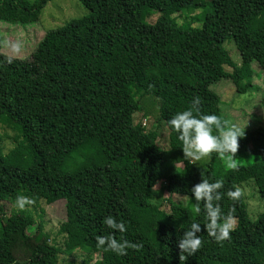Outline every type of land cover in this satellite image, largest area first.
Returning <instances> with one entry per match:
<instances>
[{"label":"trees","instance_id":"obj_1","mask_svg":"<svg viewBox=\"0 0 264 264\" xmlns=\"http://www.w3.org/2000/svg\"><path fill=\"white\" fill-rule=\"evenodd\" d=\"M48 1L0 0V24L31 25ZM77 1L87 13L46 31L29 59L0 53V126L13 133L12 147L0 149V264H57L74 248L84 264L93 254L99 264H264V210L250 219L243 195H226L251 181L264 207V127L242 130L238 170H229L227 157L216 153L195 166L168 123L197 96L201 113L224 121L219 96L209 89L222 80L237 95L260 91L252 79L264 75V0L258 7L255 0ZM200 7L206 9L198 28L170 15ZM151 14L154 22H144ZM136 96L156 101V117L168 130L166 152L155 133L132 122ZM111 105L119 106L117 117ZM260 106L264 112V92ZM201 172L209 182L223 181L222 213L235 209L236 228L222 243L207 234L202 202L195 212L191 188L202 182ZM159 180L167 211L152 201ZM19 195L63 201L60 244H49L41 221L29 214H8ZM176 195L189 203L172 201ZM108 216L126 231L109 229ZM193 222L201 224L203 244L181 262L178 241ZM109 234L143 247L123 256L97 247L96 237Z\"/></svg>","mask_w":264,"mask_h":264},{"label":"rangeland","instance_id":"obj_2","mask_svg":"<svg viewBox=\"0 0 264 264\" xmlns=\"http://www.w3.org/2000/svg\"><path fill=\"white\" fill-rule=\"evenodd\" d=\"M30 3L32 0H26ZM208 1V0H202ZM261 0H255L253 6L258 7ZM252 11V6H250ZM206 7H200L194 10L171 11L170 15L176 20L177 24L185 25L192 28L200 26L201 13ZM87 11L80 5L77 0H49L44 8L35 15V22L25 27L12 26L9 24H0L1 46L0 53L15 59H29L34 54L35 44L38 39L48 30L62 26L72 19L84 16ZM156 18L155 14H151L144 22L151 24ZM19 43L21 45L18 52L13 51L12 44ZM228 53L230 59L239 65V55L231 41H225L222 46ZM230 71L229 68L225 67ZM257 73L255 67H252ZM252 83L257 86L260 91L255 92L249 90L243 95H237L229 81H220L213 84L209 89L219 96V107L222 111V117L228 126L237 125L241 131L255 127H264V112L260 106V98L264 92V75L252 79ZM137 111L132 116V122L140 125L144 132H153L156 135V144L166 152L168 150V130L163 122L156 117V101L151 97H138ZM180 101V99H178ZM110 116L117 117L120 114V108L117 105L108 106ZM215 134V133H214ZM13 133L8 128L0 126V149L7 152L12 147ZM195 166L204 162V158L200 161H193L188 158ZM202 165V164H201ZM200 165V166H201ZM165 181L159 180L155 183L156 188H152V201L160 205V209L167 211V204L164 199L168 197L164 189ZM242 190L246 203V212L250 219L264 210L263 204L258 197L255 187L251 181H246L239 185ZM172 201H178L183 206L189 203L187 197L176 195L171 197ZM13 212H25L29 214L33 220L41 221L43 231L49 236L48 243L60 244L64 239V234L59 231L63 222V201L58 200L51 204H46L40 200L32 205H26L24 210L18 209L15 205L9 208L8 214ZM83 253L74 248L67 255H60L57 264H84ZM88 264H99V256L93 254L88 257Z\"/></svg>","mask_w":264,"mask_h":264},{"label":"clouds","instance_id":"obj_3","mask_svg":"<svg viewBox=\"0 0 264 264\" xmlns=\"http://www.w3.org/2000/svg\"><path fill=\"white\" fill-rule=\"evenodd\" d=\"M21 45L15 43L11 45L13 51L18 52ZM200 98L193 99L191 107L187 110L175 114L169 121V125L179 134L178 139L182 142L184 156L193 161H200L213 153L220 155L221 158L227 157V168L229 170H238L237 159L235 158L239 149V139L244 136V131L233 124L228 126L222 118L215 114H203L199 109ZM195 113V114H194ZM214 131L216 134H214ZM202 182L191 188L195 198V212H201L200 203L206 212L208 223L205 224L207 234L213 237L217 242H223L230 239V233L236 228V219L233 215L234 208L229 209L227 215L222 213L218 203L223 194L219 191L224 187L222 180L209 182L203 178ZM156 188V185H153ZM226 195L233 201H238L243 195L242 190L236 187L235 190H229ZM35 201L27 196L19 195L16 198V206L24 210L26 205H32ZM103 223L112 230L124 233L126 231L123 221L117 222L113 216H108ZM201 231V224L193 222L190 230L184 231L178 241V247L181 250L180 261L184 262L187 256L194 255L201 247L202 240L197 235ZM97 247L105 248L117 255H127V249L132 248L139 251L143 245L141 243H130L127 240H117L114 234L98 235L96 237Z\"/></svg>","mask_w":264,"mask_h":264}]
</instances>
